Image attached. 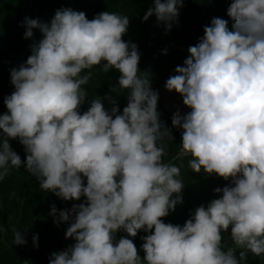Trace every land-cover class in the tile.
Wrapping results in <instances>:
<instances>
[{
  "label": "clouds",
  "instance_id": "1",
  "mask_svg": "<svg viewBox=\"0 0 264 264\" xmlns=\"http://www.w3.org/2000/svg\"><path fill=\"white\" fill-rule=\"evenodd\" d=\"M183 4L153 0L143 20L155 15L170 31ZM227 15L231 30L227 20L212 18L164 85L191 109L171 118L182 129L190 169L230 181L183 226L163 219L183 203L185 185L180 168L163 162V141L173 137L160 120L159 92L140 75L137 45L123 39L130 19L105 10L89 20L70 8L57 10L50 24L25 18L24 38L34 29L43 38L10 71L15 90L0 115V180L9 166L23 165L41 190L64 201L85 198L58 216L52 206L57 226L73 218L65 238L75 243L53 252L49 264H242L248 253L264 257V0H231ZM95 67L120 73V89L130 90L122 112L97 98L80 114ZM9 140L23 145L24 161ZM229 228L243 249L239 259L222 248ZM121 229L127 237L117 240ZM141 230L143 258L128 238ZM25 243L14 231L13 244Z\"/></svg>",
  "mask_w": 264,
  "mask_h": 264
},
{
  "label": "trees",
  "instance_id": "2",
  "mask_svg": "<svg viewBox=\"0 0 264 264\" xmlns=\"http://www.w3.org/2000/svg\"><path fill=\"white\" fill-rule=\"evenodd\" d=\"M230 2L231 0H184L183 7L179 8L178 23H174L171 30L166 31L162 23H157L155 15L147 21L143 20L147 9L153 6V0H0V115L7 113L4 98L15 90L11 84V69L24 64L31 55L30 45L43 38L38 29L33 30L32 38H24L25 18L39 19L50 24L57 10L68 8L84 12L89 20L105 10L127 16L130 24L123 39L137 45L140 75L144 77L147 74L145 78L149 79L151 88L159 92L160 120L171 129L173 137L172 140L163 141L167 145L163 162L180 168L179 179L185 185L181 193L183 203L177 204L175 210L170 211L163 219L165 223L183 226L196 208L207 206L211 200L219 198L220 194L214 192L215 188H223L230 181H225L216 174L208 175L203 170L196 173L190 169L188 162L191 156L179 153V131L172 127L173 114L163 102L166 90L164 85L171 75L176 74L175 68L183 66L190 55L188 48L200 42L204 27L210 26L212 18L227 20L231 30L233 21L227 15ZM91 71L92 79L85 86L88 95L79 108L80 114L86 112L91 102L97 98L105 109L110 111L114 101L122 112L127 105L130 90L120 89V73L116 70L104 73L100 67ZM9 143L24 161L26 154L23 145L18 140H9ZM7 171L8 174L0 180V264H49L51 254L64 247L65 232L69 227L66 222L59 226L54 223L55 217L50 214L52 206L55 205L58 216L59 211L70 210L73 204L83 203L85 198L64 201L52 192L41 190L39 181L23 165L20 168L9 166ZM16 230L22 232L25 244H13ZM145 235L147 233L141 230L136 237H128L140 249L141 258L144 256L141 237ZM34 236L38 238L35 243ZM115 236L118 240L120 237H127V233L121 229ZM222 236V248L235 249V255L239 259V252L243 249L233 243L230 228ZM242 264H264V257L248 253Z\"/></svg>",
  "mask_w": 264,
  "mask_h": 264
},
{
  "label": "rangeland",
  "instance_id": "3",
  "mask_svg": "<svg viewBox=\"0 0 264 264\" xmlns=\"http://www.w3.org/2000/svg\"><path fill=\"white\" fill-rule=\"evenodd\" d=\"M165 107L172 113L174 114L175 112L179 111L181 112H190L188 109L186 110V106L183 104V98L180 96L178 93L175 91L169 92L165 90L164 92V99H163ZM184 109V110H183ZM180 137H181V129L178 128ZM86 180V178H85ZM71 240V245H73V239L70 238Z\"/></svg>",
  "mask_w": 264,
  "mask_h": 264
},
{
  "label": "water",
  "instance_id": "4",
  "mask_svg": "<svg viewBox=\"0 0 264 264\" xmlns=\"http://www.w3.org/2000/svg\"><path fill=\"white\" fill-rule=\"evenodd\" d=\"M181 145V139H179V141H178V146H180ZM85 184H86V180H85ZM71 246V240H70V238H68V239H66V241H65V245H64V247L62 248V250H66L68 247H70ZM61 250V251H62Z\"/></svg>",
  "mask_w": 264,
  "mask_h": 264
},
{
  "label": "built area",
  "instance_id": "5",
  "mask_svg": "<svg viewBox=\"0 0 264 264\" xmlns=\"http://www.w3.org/2000/svg\"><path fill=\"white\" fill-rule=\"evenodd\" d=\"M179 139H181L180 134H179ZM182 147V139H181V145L179 146V153L182 155V152L180 150V148ZM73 222V218L70 217L69 221H67L66 223L70 226V224Z\"/></svg>",
  "mask_w": 264,
  "mask_h": 264
},
{
  "label": "bare ground",
  "instance_id": "6",
  "mask_svg": "<svg viewBox=\"0 0 264 264\" xmlns=\"http://www.w3.org/2000/svg\"><path fill=\"white\" fill-rule=\"evenodd\" d=\"M187 109H188L189 111H191V109H190V108L186 107V110H187ZM183 110H184V109H183ZM185 114H187V112H184V111H183V112H181V115H185ZM181 133H182V129H181ZM181 139H182V138H181Z\"/></svg>",
  "mask_w": 264,
  "mask_h": 264
}]
</instances>
